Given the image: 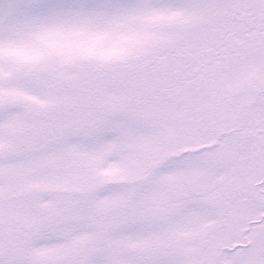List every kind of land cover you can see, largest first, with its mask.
<instances>
[{"label":"snow or ice","instance_id":"6c2138e0","mask_svg":"<svg viewBox=\"0 0 264 264\" xmlns=\"http://www.w3.org/2000/svg\"><path fill=\"white\" fill-rule=\"evenodd\" d=\"M0 264H264V0H0Z\"/></svg>","mask_w":264,"mask_h":264}]
</instances>
